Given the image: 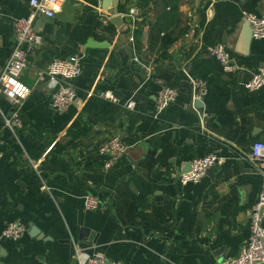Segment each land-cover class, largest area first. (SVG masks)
I'll return each mask as SVG.
<instances>
[{"label":"crops","instance_id":"obj_1","mask_svg":"<svg viewBox=\"0 0 264 264\" xmlns=\"http://www.w3.org/2000/svg\"><path fill=\"white\" fill-rule=\"evenodd\" d=\"M29 1L0 0V72L15 44L13 21L28 14ZM54 1L53 17L34 24L41 43L20 77L30 94L19 107L0 96V264H81L92 253L114 264H218L238 256L261 188L249 154L264 141V86H245L264 66V38L244 50L238 35L242 12L264 16V0H178L172 14L163 0H118L120 25L101 0ZM132 7L139 14L130 42ZM156 23L176 37L165 49L150 44ZM89 39L107 46L85 47ZM215 44L227 48L233 69L209 54ZM71 55L82 65L76 97L58 113L38 72ZM193 81L205 87L198 107ZM164 86L177 96L155 115ZM130 98L133 110L124 105ZM14 112L19 124L5 126ZM113 136L129 148L107 167L98 147ZM210 153L218 161L199 182L179 180L192 159ZM86 194L98 198L97 209L85 207ZM13 221L25 233L2 238Z\"/></svg>","mask_w":264,"mask_h":264},{"label":"built area","instance_id":"obj_2","mask_svg":"<svg viewBox=\"0 0 264 264\" xmlns=\"http://www.w3.org/2000/svg\"><path fill=\"white\" fill-rule=\"evenodd\" d=\"M29 12L25 17L13 21L15 44L0 72V96L9 99L16 107L28 97L30 87L20 79L26 69L28 54L41 43V37L35 30L34 24L40 16L53 17L55 7L54 0H30ZM249 21L252 38H264V16L254 12H242ZM139 11L136 7L130 8L127 13L130 22L129 41H134V31ZM209 54L214 56L225 70L234 68L227 48L222 44H215L208 48ZM136 61L138 60L135 58ZM82 65L77 55L67 58H56L48 67L38 72V78L47 77L53 92L51 106L58 112L63 113L72 104L76 97L74 80L80 75ZM195 97L200 99L205 94V87L201 81H193ZM248 90H257L264 86V66L252 72L250 79L245 83ZM101 96L112 98L108 92H101ZM177 96V89L169 86L158 90L155 104V115L162 112ZM128 110L135 108L136 102L130 98L125 104ZM17 112L12 119L4 118V125L12 127V122L19 124ZM126 145L119 136H113L98 147V151L106 156V166L110 167L115 161L128 151ZM2 152L0 151V160ZM249 159L254 169L261 178V188L257 200L250 210V233L246 243L242 246L238 256L224 259L218 264H264V141H255L251 146ZM218 157L214 153L192 159L190 170L181 174L179 180L182 183H197L216 162ZM84 205L87 209H97L100 201L95 195L86 194ZM27 227L20 221L9 222L2 230L1 237L4 239L18 240L26 231ZM105 257L101 253H92L81 264H105Z\"/></svg>","mask_w":264,"mask_h":264},{"label":"water","instance_id":"obj_3","mask_svg":"<svg viewBox=\"0 0 264 264\" xmlns=\"http://www.w3.org/2000/svg\"><path fill=\"white\" fill-rule=\"evenodd\" d=\"M101 4H102L103 10L109 13L110 21H114V23L120 25L122 23L123 15L122 13H119L117 10L118 0H101ZM41 19H45V17L42 16ZM38 24L39 22L36 25ZM251 40H252V32H251L250 23L248 20L245 19V24L244 26H242L240 33L238 35V44L241 45L245 50L246 48H248ZM106 46H107V43L104 41L96 42L94 40L89 39L85 47H106ZM202 104L203 103L201 99H198V98L194 99L192 102V105H194L195 107H198V105H202ZM31 230H32V234H35L36 236L40 235V232L34 225H31ZM91 236L92 234L89 235L88 238L86 239L87 240L86 242L88 244L92 243ZM105 264H114V263L105 259Z\"/></svg>","mask_w":264,"mask_h":264},{"label":"trees","instance_id":"obj_4","mask_svg":"<svg viewBox=\"0 0 264 264\" xmlns=\"http://www.w3.org/2000/svg\"><path fill=\"white\" fill-rule=\"evenodd\" d=\"M165 5H169L170 13L177 11L178 0H163ZM169 18V17H168ZM166 20V16L160 18L159 23ZM156 23L151 26L150 32V44L160 45V49L167 48L172 42L175 40V36L172 35L171 32L167 31L166 26H162L163 24ZM164 54V53H163ZM162 54V55H163Z\"/></svg>","mask_w":264,"mask_h":264}]
</instances>
